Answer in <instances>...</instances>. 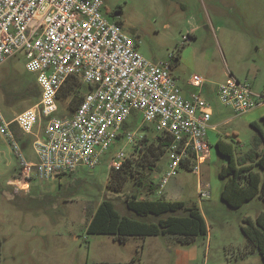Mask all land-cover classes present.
<instances>
[{"label": "rangeland", "instance_id": "obj_1", "mask_svg": "<svg viewBox=\"0 0 264 264\" xmlns=\"http://www.w3.org/2000/svg\"><path fill=\"white\" fill-rule=\"evenodd\" d=\"M102 1V15L120 23L140 55L150 61L170 63V76L181 91H197L189 84L193 75L202 77L203 86L211 91L203 97L212 105L210 125L215 130L207 131L210 157L200 165L199 173L181 165L172 171L166 152L150 178H145L155 186L150 198L197 203L206 217L207 235L188 245H178L159 236H149L145 241L137 237L119 241L109 235L88 234V211L108 197L125 212L121 198L135 192L137 186L127 181L122 188L112 189L107 159L93 169L48 181L36 179L27 188L25 184L10 185L8 181L18 176V160L0 136V264H89L132 258L137 264H166V255L170 257L169 264H176L174 251L179 247L188 255V264H264L262 254L250 251L241 231L245 217L254 219L264 212V200L255 196L237 208L220 200L221 182L216 172L224 160L214 147L218 139H223L235 150L245 151L255 134L251 124H261L264 106L237 114L219 102L216 89L232 75L254 93L264 94V0ZM34 79V74L25 69L23 56L0 65V108L6 118L33 105L32 98L10 100L6 96L18 93L27 80ZM36 130L37 124L33 128ZM119 141L117 149L123 148L127 157L136 154L133 146ZM23 155L33 160L31 143L23 149ZM82 174L86 178L80 181ZM199 178L209 185L207 199L197 196ZM139 192L147 190L143 187ZM151 239L159 246L146 251Z\"/></svg>", "mask_w": 264, "mask_h": 264}, {"label": "built area", "instance_id": "obj_2", "mask_svg": "<svg viewBox=\"0 0 264 264\" xmlns=\"http://www.w3.org/2000/svg\"><path fill=\"white\" fill-rule=\"evenodd\" d=\"M102 5V0H0V65L23 56L39 90L36 102L12 118L0 108V136L18 160V176L10 185L27 188L36 179L93 169L118 141L132 112L139 123L121 138L125 144L136 146L143 134L140 126L153 124L171 136L167 153L172 171L189 159L192 171L199 173L209 159L213 109L201 92L203 78L193 75L189 84L198 89L184 96L170 76V63L140 55L121 25L102 15ZM72 76L87 90L70 110L68 101L60 103L59 92ZM216 92L219 102L237 114L264 105V94L232 75ZM29 143L33 160L23 155ZM125 157L123 148L117 149L109 168H118ZM196 191L201 200L210 195L208 183L200 178Z\"/></svg>", "mask_w": 264, "mask_h": 264}, {"label": "trees", "instance_id": "obj_3", "mask_svg": "<svg viewBox=\"0 0 264 264\" xmlns=\"http://www.w3.org/2000/svg\"><path fill=\"white\" fill-rule=\"evenodd\" d=\"M117 23L120 24L118 21ZM86 90L80 78L72 76L59 92L60 103L64 104L68 101L69 109L73 110L80 103ZM38 95L39 90L34 79L27 80L18 93H11L6 97L10 100L32 98L34 104ZM138 120L137 113L132 112L129 120L123 123L122 130L118 133V141L103 156L102 161L109 160L120 146L119 140L127 131L136 127ZM251 125L255 129V134L245 151L235 150L230 142L223 139H218L214 143L218 156L224 160L216 172L221 182L219 198L231 208H237L255 196L264 200V114L261 117V124L253 122ZM12 129L17 140L22 142L21 133L15 126H12ZM140 130L143 131L142 137L133 147L136 154L132 157L126 156L118 168H109V185L112 189H120L127 181H132L137 186V192L126 193L121 198L125 212H121L116 207L113 199L103 198L95 209L87 212L86 232L109 235L119 241L130 237L159 236L162 239L172 240L178 245H188L197 237L206 236L208 231L206 217L197 203L182 199L149 197L155 186L150 181L148 184L145 178H150L157 161L167 152L171 136L163 131H157L153 124H142ZM189 162V159H186L181 166L192 170ZM85 178L86 175L82 174L80 181ZM77 180L79 183V179ZM143 187L147 193L139 192ZM243 221L241 231L250 251L260 253L264 257V212L259 213L254 219L247 216ZM1 248L0 238V261ZM89 264H137V262L132 258L124 262L93 261Z\"/></svg>", "mask_w": 264, "mask_h": 264}, {"label": "crops", "instance_id": "obj_4", "mask_svg": "<svg viewBox=\"0 0 264 264\" xmlns=\"http://www.w3.org/2000/svg\"><path fill=\"white\" fill-rule=\"evenodd\" d=\"M191 92H193L191 89H184V90H182V93H183V95L184 96H189V94L191 93ZM201 92H202V94H205V95H209V94H211V91L209 90V89H207L205 86H203L202 87V89H201ZM262 106H264V105H262ZM264 114V112L262 113V115ZM212 116H213V114H212ZM212 118V117H211ZM210 130H215V126L214 125H211V128H210ZM166 194H170V193H166ZM166 199H170V198H166ZM170 200H172V199H170ZM175 200H178V199H175ZM149 237V236H148ZM147 238V237H146ZM146 238H142L144 241H145V239ZM126 240V239H125ZM151 240H153V239H151ZM151 240H149V242H148V244H147V249H146V251H150V250H152L153 248H157L158 246H159V242L158 241H151ZM175 252V254H176V256H177V258H176V261H175V263L176 264H188V262H187V257H188V255L185 253V252H183V251H181L180 250V247L177 249V250H175L174 251ZM165 255V254H164ZM167 256V262H166V264H169L170 262H169V259H170V257L168 256V255H166Z\"/></svg>", "mask_w": 264, "mask_h": 264}]
</instances>
